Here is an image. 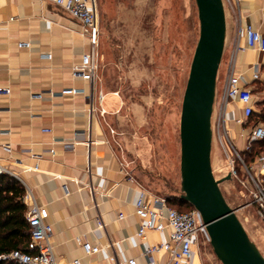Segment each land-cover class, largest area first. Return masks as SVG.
<instances>
[{
    "label": "crops",
    "instance_id": "1",
    "mask_svg": "<svg viewBox=\"0 0 264 264\" xmlns=\"http://www.w3.org/2000/svg\"><path fill=\"white\" fill-rule=\"evenodd\" d=\"M225 11V47L232 49L246 23L264 34V0H238L236 8L227 6ZM102 35L99 51H105ZM21 41L30 42V47H19ZM90 51L78 21L47 0H0V88L10 89L9 94L0 93V144L9 143L12 148L10 153L0 148V162L48 210L54 251L61 263L70 264L74 258L84 264L107 263L105 250L85 253L75 240L84 236L101 246L114 242L121 257L150 264L142 253L145 243L136 235L139 218L134 212L135 181L142 183V166L146 167L144 141L136 129L141 125L142 107L136 102L126 107L118 91L99 89L97 81L91 103L92 84L72 74V67ZM237 64L251 80L255 68L260 74L264 70V52L247 50L239 54ZM227 76L228 69L225 82ZM65 88L85 92L61 95ZM229 110L234 118L242 115L236 103ZM131 117L132 128H128ZM230 122L239 133L238 123ZM240 138L236 137V144ZM73 141L77 143L66 146ZM35 155L42 157L38 160ZM37 162V170L28 169ZM119 213L125 217L118 218ZM98 218L103 219L104 229L97 228ZM168 238L169 228H165L150 232L147 242ZM195 251L194 264H201L198 248ZM156 259L165 264L168 256L160 253Z\"/></svg>",
    "mask_w": 264,
    "mask_h": 264
},
{
    "label": "rangeland",
    "instance_id": "2",
    "mask_svg": "<svg viewBox=\"0 0 264 264\" xmlns=\"http://www.w3.org/2000/svg\"><path fill=\"white\" fill-rule=\"evenodd\" d=\"M97 2L105 45V51H99L96 78L99 89L103 87L104 90L118 91L126 107L133 102L142 107L141 125H137L136 129L144 141L143 153L146 158L143 165L146 167L142 166L140 181L161 196L174 191L180 193V115L190 66L199 39L196 1ZM230 53L228 45L218 72L212 118L216 128ZM260 77L264 80V70ZM251 88L255 100L264 98L262 84L252 83ZM128 119V128H132L130 120L133 119ZM238 125L239 133L244 135L255 126L247 120ZM228 126L230 139L235 144L236 137H241L236 148L245 163L251 165L252 163H248V155L242 153L244 135H240L231 122ZM226 142L222 143L218 135L213 140L211 161L214 176L220 180V188L227 203L236 211L248 235L264 255V218L258 214L252 203L242 161L229 140ZM232 163L239 171L238 178L231 176L226 179ZM198 256L201 264H222L211 244H201Z\"/></svg>",
    "mask_w": 264,
    "mask_h": 264
},
{
    "label": "built area",
    "instance_id": "3",
    "mask_svg": "<svg viewBox=\"0 0 264 264\" xmlns=\"http://www.w3.org/2000/svg\"><path fill=\"white\" fill-rule=\"evenodd\" d=\"M60 8L65 14L78 21L82 35L88 37L91 45V51L82 55L81 61L72 67V74L83 80L90 82L93 86L91 103H93V94L95 92V83L99 66V47L101 42V20L97 0H47ZM225 8L227 6L236 8L238 0H223ZM30 42L21 41L19 47H30ZM247 50H257L264 52V34L255 29L251 24L246 23L241 26L235 38L229 57L228 76L221 94V108L218 114L217 128L212 121L213 140L218 135L222 143L229 140L231 146L236 152L238 158L242 161L243 172L246 173V182L249 185V191L252 203L256 206L258 214L264 218V152L259 154L256 160L247 165L242 158L240 151L236 148L235 142L230 139V128L228 123L231 119L238 124L244 123L253 113L254 95L251 84L254 80L260 78V71L255 68L251 80L245 78L243 72L238 70L237 59L239 54ZM84 89L65 88L61 95H75L84 93ZM0 93L9 94V88H0ZM99 101L103 100V94H98ZM231 103H236L241 111L240 118H234L233 112L229 110ZM91 104L90 112H93ZM103 115L105 110L100 111ZM1 123V115H0ZM50 131V129H44ZM264 138V124L259 123L252 127L245 137L244 151L249 152L252 144ZM89 147L90 133L85 139ZM77 141L66 143L67 147H72ZM228 145V144H227ZM229 147V145H228ZM0 148L5 152L12 151L9 143L0 144ZM55 153L54 149L49 150ZM41 159V155H35ZM37 162L28 169H38ZM126 166H124V169ZM126 170V169H125ZM90 172V167H88ZM238 170L232 163L230 166L231 176L238 178ZM13 174L5 165L0 162V174ZM126 174L129 172L126 170ZM135 181V180H134ZM138 186L137 196L134 202V212L139 218V226L136 235L145 243L143 255L150 264H164L157 261L156 257L160 253L168 256L165 264H194L195 250L201 244H210V235L203 217L194 207L188 211H180L169 205L165 196L158 195L148 189L143 183L135 181ZM245 182V183H246ZM26 188L24 202L28 206L26 219L30 226V240L26 244V251L16 249L5 257L15 260L18 264H63L56 257L54 245L52 242L53 226L48 221L49 212L45 207L40 206L32 191ZM124 213H119L118 218L123 219ZM97 228L104 229L105 223L102 218L97 219ZM169 228V238L166 241L149 244L147 236L150 232H162ZM76 242L80 244L87 255H96L102 250L108 252V261L105 264H139L136 257H121L115 249V243L109 242L101 246L92 244L84 236H77ZM70 264H84L80 258H74Z\"/></svg>",
    "mask_w": 264,
    "mask_h": 264
},
{
    "label": "water",
    "instance_id": "4",
    "mask_svg": "<svg viewBox=\"0 0 264 264\" xmlns=\"http://www.w3.org/2000/svg\"><path fill=\"white\" fill-rule=\"evenodd\" d=\"M195 1L200 31L181 106V198L200 211L222 264H264V255L227 203L211 161L212 118L227 33L225 5L223 0Z\"/></svg>",
    "mask_w": 264,
    "mask_h": 264
},
{
    "label": "trees",
    "instance_id": "5",
    "mask_svg": "<svg viewBox=\"0 0 264 264\" xmlns=\"http://www.w3.org/2000/svg\"><path fill=\"white\" fill-rule=\"evenodd\" d=\"M263 85L264 80L260 77L252 83ZM254 109L247 122L253 125L264 123V98L254 100ZM264 152V138L252 144L249 152L242 151L248 155V163H253L257 156ZM26 193L25 186L14 176L0 174V264H18L15 260L5 257L13 250L26 251V244L30 240V226L26 219L28 206L24 202ZM182 192L174 191L165 195L170 206L180 211H188L193 208L181 198ZM185 207V208H184Z\"/></svg>",
    "mask_w": 264,
    "mask_h": 264
}]
</instances>
